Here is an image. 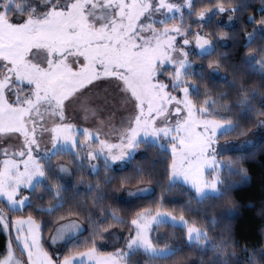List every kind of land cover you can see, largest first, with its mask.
Wrapping results in <instances>:
<instances>
[{
    "label": "snow or ice",
    "instance_id": "snow-or-ice-1",
    "mask_svg": "<svg viewBox=\"0 0 264 264\" xmlns=\"http://www.w3.org/2000/svg\"><path fill=\"white\" fill-rule=\"evenodd\" d=\"M194 6L195 0H183V8ZM173 13L178 20L177 0H0V264H135L138 255L151 264H191L186 253L193 249L217 253L216 264H228L224 242L217 243L212 230L239 211L233 194L249 176L241 166L244 156L224 157L251 143L255 133L241 131L245 139L239 142L220 140L241 121L251 122L254 111V127L264 130V104L253 108L257 92L244 83L235 101L222 94L228 100L223 108L207 93L202 100L194 95L198 85L185 71L191 67L187 53L176 46L187 30L168 22ZM205 46L210 41L197 34V49ZM254 53L249 48L241 65L264 82V52L259 59ZM142 144L145 159L151 149L166 154L168 188L180 186L188 197L178 218L160 210L163 196L155 210L137 206L127 217L119 209L97 210L105 199L101 184L112 183L108 176L84 189L95 193L87 216L70 204L81 188L69 185L66 176H99L93 161L102 160L106 173L130 164ZM63 147L69 151H59ZM64 155L71 166L53 167ZM132 171L143 180L142 168ZM154 195V187L128 192L133 201ZM205 205L222 211L197 215ZM42 216L56 217L47 238L44 231L53 221ZM161 225L180 228L183 235L173 233L161 246L159 234L152 237ZM234 236L229 229L231 246L241 247ZM109 244L114 250L102 253ZM241 250L247 264H264V244L249 249L245 243Z\"/></svg>",
    "mask_w": 264,
    "mask_h": 264
},
{
    "label": "trees",
    "instance_id": "trees-1",
    "mask_svg": "<svg viewBox=\"0 0 264 264\" xmlns=\"http://www.w3.org/2000/svg\"><path fill=\"white\" fill-rule=\"evenodd\" d=\"M19 3L23 4V0H19ZM217 6L232 8L234 24L231 27L224 26L220 22L218 14L213 13L207 21L194 25L195 29L199 28L213 43V48L205 53H199L194 50L187 52V59L191 67L186 68L185 71L193 74L194 81L198 85V93H194V95L198 94L200 100H202L204 99V94L207 93L215 97L218 106L223 108L228 100L223 99L222 94L227 93L228 99L235 101L237 99L236 92L241 83H244L250 91L254 90L257 92L253 99V108L258 109L260 105L264 104V97L260 95V93H264V82H261L253 75H246L247 66L241 65V58L249 48L255 50L254 56L256 59H259L260 53L264 52V0H195L194 8L196 11L202 9L213 10ZM193 34L194 30L187 36L191 38ZM246 36L250 37L247 42L245 40ZM209 64L213 65L212 70L209 69ZM247 65L255 66V60L247 61ZM201 72H203L202 77L200 75ZM233 84L235 87L232 86ZM238 111V109L234 108L233 114L235 115ZM252 115L253 119L251 122L241 121L238 127L230 134L221 137V140H238L244 138V136L240 135L241 131L253 132L256 129L254 127L255 111ZM143 147L144 144L141 145L142 153L135 156L131 163L124 168L113 169L106 173L102 165L99 168V176L89 171L78 172L76 175L71 176L67 183L71 186H79L81 191L78 196L70 201V204L73 206L79 205L84 209V215L87 216V209L93 207L95 193H87L84 189L89 183L95 184L98 180L103 181L105 176H108L112 178V183L106 187L101 184L105 199L95 205L97 210L100 207L110 211L119 209L127 217L132 214L130 208L137 206L155 210L157 206H160L158 202L163 196L165 202L160 206V210L175 214L178 218L181 214V209L187 204L188 197L180 186L168 188L166 171L168 157L166 154L151 149L147 153V159H145ZM230 156L245 157V161L241 166L247 170L249 179L239 184L233 194V199L240 206L239 211L222 219L219 226L212 230V235L217 243L224 242L221 247L224 250L223 258L228 261V264H247V256L242 252L241 247L245 243L249 249L259 248L261 244H264V216L259 215L261 208L264 207V130L263 134L250 147L226 154L224 159H229ZM59 159L67 163L69 167L71 166L70 155H64L56 157L52 161L53 167L54 163ZM153 160L158 162L153 164ZM133 168L143 169V180H141V176L138 173L132 171ZM81 181H83V184H81ZM135 186L154 187L155 195L146 199H137L134 203L124 201L120 197V199L118 198L121 191H124L127 197L128 193L125 188ZM190 207L193 210L197 209L194 203ZM67 210L68 206L57 212L56 216L64 215ZM220 211H222L221 208L211 206L206 209H200L197 211V215L211 217L214 212ZM27 214V212L24 213L25 216ZM118 214L120 213L118 212ZM38 219H43L46 222L53 221L51 226L44 231V236L47 238L56 225L54 222L56 217L42 216L38 217ZM189 219H195V217H189ZM109 223L113 228L120 231L123 230L120 225L112 224L111 221ZM200 223L203 224L204 221L201 220ZM85 226L87 227V225ZM229 229L234 230V239L239 242L241 247L233 248L231 246L228 240ZM173 233L177 237H181L183 230L180 228L174 229L168 225H161L152 232V237L156 239L159 234L162 240L161 246H163V242L171 239ZM85 236H87V233H85ZM0 239H3V236H0ZM81 239H84V237ZM100 251L102 253L107 252L103 248ZM234 255L235 259H233ZM186 256L191 264H216L217 261V253L214 252L203 253L193 249L186 253ZM134 259L135 264H151L149 259L143 255H138ZM171 264H184V261L177 260L171 262Z\"/></svg>",
    "mask_w": 264,
    "mask_h": 264
},
{
    "label": "rangeland",
    "instance_id": "rangeland-1",
    "mask_svg": "<svg viewBox=\"0 0 264 264\" xmlns=\"http://www.w3.org/2000/svg\"><path fill=\"white\" fill-rule=\"evenodd\" d=\"M178 3H181L182 5V13L181 15L179 16V19L177 20L176 18V13H173L171 19H169L168 22L170 23H179L180 27L182 29H186L187 30V35L192 31L194 30V34L190 37L188 36H182L180 41H178L177 43V48L178 49H183L184 52H188L190 50H194L196 52H199V53H205L209 50H211L213 48V43L211 40H209L204 34L203 32L197 28L195 29V26L194 25H198V24H202L203 22L207 21V19H209V17L213 14V13H217L218 16H219V20L220 22L226 26V27H231L233 24H234V18H233V15H232V8H225V7H222V6H217L215 9H202L200 11H196L194 7H191L190 9H187V8H183V0H177ZM223 8L224 9V12L223 14L220 12V8ZM200 13H203L204 14V18L203 19H200L199 18V14ZM168 19V18H166ZM197 34H199L200 37H203V38H206L207 40L210 41V46H205V47H202L200 49H197ZM184 39H187L189 41L188 45L185 47L184 44L182 43V41ZM38 58L42 59V54H38ZM73 114H72V110L70 108L69 110V116L71 117ZM82 119V117H80ZM83 127V125H81ZM251 133H255L254 136H252V142L249 143V144H245L243 145L242 149H245V148H248L250 147L252 144L255 143V141L263 134V130H257L255 129L253 132ZM244 138L242 139H238V140H231L233 142H239V141H242L244 140ZM227 141V140H226ZM46 139L44 140V143H46ZM225 141H222L220 140V143L223 144ZM241 149V150H242ZM59 151H69V149L67 147H63V148H60ZM141 149H140V154H141ZM139 154V155H140ZM135 156H138V155H135ZM134 156V157H135ZM93 163H99L100 166L103 165V161H93ZM59 164H65V165H68L67 163H65L64 161L62 160H57L55 163H54V167L59 165ZM126 165H116L114 166V169H121V168H124ZM71 179V176H66L65 177V181L66 182H69V180ZM139 188H150L148 186H135V187H128V188H125V191L128 193V192H135L137 189ZM118 196V194H117ZM121 198V199H124V201H128V202H132L134 203L136 200H131L129 196L126 197V194H124V191H121L119 193V196L118 198ZM119 198V199H120ZM126 198V199H125ZM162 211V210H161ZM166 212V211H164ZM169 213V212H168ZM15 218V217H14ZM56 227V225L54 226V228ZM53 228V229H54ZM52 229V230H53ZM116 231H120V230H117L115 229ZM52 233V231H51ZM50 233V234H51ZM100 242V241H99ZM100 243H103V242H100ZM103 249H106L107 252L105 253H109V252H112L114 249H113V246L112 244H109L107 247H103ZM17 255H19V253H17ZM85 264H87V261H85Z\"/></svg>",
    "mask_w": 264,
    "mask_h": 264
}]
</instances>
